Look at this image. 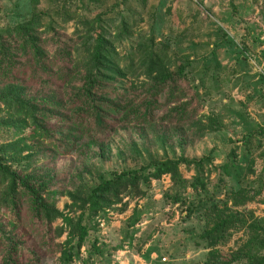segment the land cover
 <instances>
[{
    "label": "rangeland",
    "instance_id": "1",
    "mask_svg": "<svg viewBox=\"0 0 264 264\" xmlns=\"http://www.w3.org/2000/svg\"><path fill=\"white\" fill-rule=\"evenodd\" d=\"M34 11L46 17L42 30L51 17L70 37L105 36L122 67L152 43L165 71L184 66L177 93L186 113L179 122L166 118L174 106L165 103L167 88L154 108L156 122L121 123L105 137L56 154L58 135L37 137L34 126L25 129L1 105L0 147L8 150V164L39 176L52 204L43 220L26 197L20 217L0 209L1 235L13 229L10 221L17 225V264H254L253 257L263 258L264 0H0V29ZM141 61L119 86L138 102L148 98L151 79ZM208 156L200 168L182 163L179 181L171 173L151 175L139 193L123 191L86 224L89 234L80 244L81 206L103 179ZM217 227L224 228L221 237L209 238ZM10 251L1 242L0 264Z\"/></svg>",
    "mask_w": 264,
    "mask_h": 264
},
{
    "label": "trees",
    "instance_id": "2",
    "mask_svg": "<svg viewBox=\"0 0 264 264\" xmlns=\"http://www.w3.org/2000/svg\"><path fill=\"white\" fill-rule=\"evenodd\" d=\"M44 18L43 12L34 11L31 16L21 17L16 23L0 29V106H5L12 118L21 120L25 129L34 126L37 137L52 139L58 135L62 142H54L56 154L65 153L67 149L74 150L70 146L79 145L84 139L102 137L121 123L147 125L156 122L154 108L161 105L159 98L167 88L169 92L165 103L174 106L169 108L166 118L177 122L184 120L186 103L177 93L183 90L179 82L185 77L184 66L176 72L165 71L161 53L154 49L152 43L146 42L150 45L148 49L137 51L134 62L122 67L121 55L113 53L114 47L109 45L105 36L88 33L87 40L86 37L77 39L79 34L70 37L61 32L64 28L51 17L49 26L42 30ZM45 34L52 35L46 38ZM136 59H142L141 68L147 67L151 77L146 82L148 98L142 102L124 95L127 91H121L119 87L124 76L136 70ZM178 101L181 103L177 104ZM10 124H7L9 128ZM62 143L64 145L61 146ZM8 156V150L0 147V209L10 208L20 217L22 199L26 197L34 216L42 220L46 215L50 218L52 204L45 197L46 185L38 182L39 176L12 169ZM210 158L168 160L152 165L154 171L148 175L145 170L150 167H144L103 179L81 206L86 212L79 218L77 226L80 244L89 234L86 224L91 225L96 214L123 191L125 194L139 193L140 185L149 181L151 175L159 178L171 173L173 179L179 181L182 163H194L200 168ZM173 200L179 201L180 197L175 196ZM10 224L13 229L9 232L5 229L0 234V244H6L11 250L6 255L5 264H17L12 251L18 250L20 238L15 232L16 222L10 221ZM223 230L217 227L207 236L210 238L218 234L221 237ZM252 260H255L254 264H264V257H253Z\"/></svg>",
    "mask_w": 264,
    "mask_h": 264
}]
</instances>
